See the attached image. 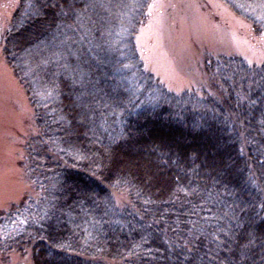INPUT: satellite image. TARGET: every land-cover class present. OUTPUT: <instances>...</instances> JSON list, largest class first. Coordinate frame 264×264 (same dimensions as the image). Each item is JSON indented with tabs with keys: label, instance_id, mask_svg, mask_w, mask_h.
Segmentation results:
<instances>
[{
	"label": "trees",
	"instance_id": "1",
	"mask_svg": "<svg viewBox=\"0 0 264 264\" xmlns=\"http://www.w3.org/2000/svg\"><path fill=\"white\" fill-rule=\"evenodd\" d=\"M153 1L20 0L2 54L33 195L0 211V256L264 264V63L212 58L208 87L170 92L135 44ZM219 1L264 38V0Z\"/></svg>",
	"mask_w": 264,
	"mask_h": 264
},
{
	"label": "rangeland",
	"instance_id": "2",
	"mask_svg": "<svg viewBox=\"0 0 264 264\" xmlns=\"http://www.w3.org/2000/svg\"><path fill=\"white\" fill-rule=\"evenodd\" d=\"M20 0H0V211L33 195L21 165L23 146L36 133L34 112L2 54V41ZM135 38L139 58L172 93L208 87L207 60L238 56L264 63V38L219 0H154ZM121 201V199L119 198ZM0 264H32L30 256H0Z\"/></svg>",
	"mask_w": 264,
	"mask_h": 264
},
{
	"label": "snow or ice",
	"instance_id": "3",
	"mask_svg": "<svg viewBox=\"0 0 264 264\" xmlns=\"http://www.w3.org/2000/svg\"><path fill=\"white\" fill-rule=\"evenodd\" d=\"M53 7H56V5H53ZM60 10H61V14H62V15H66V14H67V13H65V12H64V9H63V7H61V9H60Z\"/></svg>",
	"mask_w": 264,
	"mask_h": 264
}]
</instances>
